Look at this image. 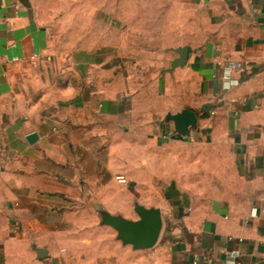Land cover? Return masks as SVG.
Returning a JSON list of instances; mask_svg holds the SVG:
<instances>
[{
  "label": "crops",
  "instance_id": "crops-1",
  "mask_svg": "<svg viewBox=\"0 0 264 264\" xmlns=\"http://www.w3.org/2000/svg\"><path fill=\"white\" fill-rule=\"evenodd\" d=\"M183 110L186 137L166 121ZM126 134L198 149L164 162L161 204L142 199L151 177L103 169ZM128 188L161 211L150 248L103 223L138 219ZM228 251L264 264V0H0V264H224Z\"/></svg>",
  "mask_w": 264,
  "mask_h": 264
},
{
  "label": "rangeland",
  "instance_id": "rangeland-1",
  "mask_svg": "<svg viewBox=\"0 0 264 264\" xmlns=\"http://www.w3.org/2000/svg\"><path fill=\"white\" fill-rule=\"evenodd\" d=\"M42 67H44V65L33 63L28 65L27 69L34 72H43ZM113 140L114 139H109V148L102 151V155L107 152L110 159V162L106 165L103 164V169L105 170L108 167L107 173L109 176L121 174L131 178H145L146 180L141 182L145 185H148V180L151 177V182H153L151 186L153 188L152 194H147V196L142 197V199L146 200L152 197L157 200L156 204H161L163 201L162 197L159 196V192L161 191L159 189H162L164 186V174L168 166L164 162L174 155L194 157L199 154L197 148L191 145L187 146L186 143L176 145L154 144L149 137L144 135L138 138L137 134H135V136L126 134L124 146L118 149L115 147L116 142L114 143ZM204 151L211 153L212 149H204ZM172 166L174 169L180 166V164ZM193 166L195 165H188L189 168H194ZM114 180L117 182V178L115 179L114 177ZM129 181L133 183V180L130 179ZM206 182H212L211 176ZM125 195L129 197V204L131 207H134L136 204L141 205L140 197L136 195L132 189L128 188V190L125 191Z\"/></svg>",
  "mask_w": 264,
  "mask_h": 264
},
{
  "label": "water",
  "instance_id": "water-1",
  "mask_svg": "<svg viewBox=\"0 0 264 264\" xmlns=\"http://www.w3.org/2000/svg\"><path fill=\"white\" fill-rule=\"evenodd\" d=\"M175 52L178 56L171 62L170 70L183 66L188 57L186 46L176 48ZM166 121H173L176 133L182 137L188 136L191 129L196 125V117L190 110L167 115ZM37 138L38 135L35 132L26 136L28 143H34ZM134 212L138 216V219L134 221L108 213H102V220L105 225L116 230L117 237L123 244L132 245L134 249L150 248L157 242L162 228L161 211L158 208H146L143 205L136 204ZM37 255L42 256L40 251H37Z\"/></svg>",
  "mask_w": 264,
  "mask_h": 264
},
{
  "label": "built area",
  "instance_id": "built-area-1",
  "mask_svg": "<svg viewBox=\"0 0 264 264\" xmlns=\"http://www.w3.org/2000/svg\"><path fill=\"white\" fill-rule=\"evenodd\" d=\"M117 180L119 183H122V184L127 182L124 176H117ZM225 254H226V258H225L224 264H238L236 261V256H237L236 251H228ZM193 263H196V262L194 261Z\"/></svg>",
  "mask_w": 264,
  "mask_h": 264
}]
</instances>
